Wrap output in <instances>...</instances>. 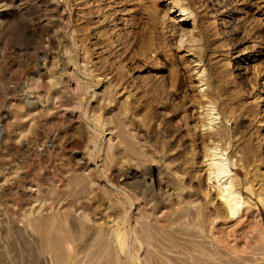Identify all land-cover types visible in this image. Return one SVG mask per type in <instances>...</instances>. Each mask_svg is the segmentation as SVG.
<instances>
[{"label":"rangeland","instance_id":"obj_1","mask_svg":"<svg viewBox=\"0 0 264 264\" xmlns=\"http://www.w3.org/2000/svg\"><path fill=\"white\" fill-rule=\"evenodd\" d=\"M0 264H264V0H0Z\"/></svg>","mask_w":264,"mask_h":264},{"label":"bare ground","instance_id":"obj_2","mask_svg":"<svg viewBox=\"0 0 264 264\" xmlns=\"http://www.w3.org/2000/svg\"><path fill=\"white\" fill-rule=\"evenodd\" d=\"M185 33H186V31H183L180 36L182 37ZM183 37H185V36H183ZM226 172H227L226 170H222L221 173L225 174ZM236 197L237 196L235 195V193L232 190L226 191V193L223 195V200H224L229 212L231 214H234V215H235V213L238 212V209L240 207V203L237 201Z\"/></svg>","mask_w":264,"mask_h":264}]
</instances>
